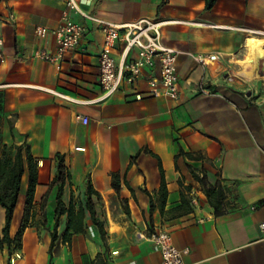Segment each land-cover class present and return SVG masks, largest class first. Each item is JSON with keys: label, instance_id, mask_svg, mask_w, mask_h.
I'll return each instance as SVG.
<instances>
[{"label": "crops", "instance_id": "1", "mask_svg": "<svg viewBox=\"0 0 264 264\" xmlns=\"http://www.w3.org/2000/svg\"><path fill=\"white\" fill-rule=\"evenodd\" d=\"M77 1L81 13L105 23L140 19L164 23L161 43L177 51L179 97L176 101L152 97L146 80L156 71L146 70L134 85H122L111 99L87 102L100 95L102 35L96 26L72 14L88 31L57 68L34 56L38 51L54 52V38H40L34 31L54 29L64 5L58 0H0V88L29 100L28 109L16 110L13 139L8 128L1 127L0 144L19 142L18 135L27 134L33 156L38 164H45L43 173L38 169L20 247L3 244L0 264H161L148 240L155 230L170 233L177 248L188 249L185 264H264V238L259 230L264 222V75L256 71L258 77L245 82L235 76L239 67L233 63L244 57L246 37L264 39V0H217L209 12L203 10V0ZM197 54H217V59L201 66L194 61ZM114 56L118 58V49ZM252 82L255 85L245 87ZM200 83L206 84L209 95L196 90ZM76 115L87 117L88 123L80 124ZM179 148L202 160L179 157L175 170ZM143 150L158 156L164 171L163 214L158 162ZM137 152L139 156L131 161ZM55 153L64 155L70 174L62 202L82 201L84 179L89 175L101 197L106 225L103 242L86 214L83 231L71 234L66 242V217L62 216L49 261L56 189L48 186L55 175ZM186 165L203 169L210 184L220 182L226 189L231 206L225 214L214 216ZM112 174L120 176L119 197L111 188ZM178 180L191 187V213L171 212L180 204ZM26 187L24 175L8 231L12 240L23 219ZM146 193L154 205L151 219ZM108 218L115 226L112 233ZM4 224L0 207V235Z\"/></svg>", "mask_w": 264, "mask_h": 264}, {"label": "built area", "instance_id": "2", "mask_svg": "<svg viewBox=\"0 0 264 264\" xmlns=\"http://www.w3.org/2000/svg\"><path fill=\"white\" fill-rule=\"evenodd\" d=\"M58 1L64 5L65 10L57 26L52 30L36 28L34 31L40 38L51 35L55 40L56 48L54 52L38 51L34 56L59 68L65 57L77 49L81 38L88 31L84 24L72 19V14L82 15L94 24L102 35L98 54L100 95L87 102L97 104L111 99L122 85H134L143 77L146 70L156 71L146 80L148 92L152 97H164L173 101L178 99L177 51L164 47L161 43L164 23L156 19H140L133 23L109 24L81 13L77 0ZM1 44L0 40V47ZM117 49L118 58L114 56ZM216 59L217 54H197L194 57V61L201 66ZM196 90L203 95L210 94L206 84L200 83ZM135 98L140 100L139 95ZM74 118L82 125L88 123V118L85 116L76 115ZM76 151L83 149L77 148ZM191 201L194 204L192 197ZM259 230L264 238V222L260 223ZM137 237L142 238L141 235ZM148 240L159 253L161 264H185L184 257L189 251L177 248L170 233L155 230Z\"/></svg>", "mask_w": 264, "mask_h": 264}, {"label": "trees", "instance_id": "3", "mask_svg": "<svg viewBox=\"0 0 264 264\" xmlns=\"http://www.w3.org/2000/svg\"><path fill=\"white\" fill-rule=\"evenodd\" d=\"M246 2L248 0H245ZM100 0L97 1V3ZM217 0H203L205 12H209ZM4 94L0 92V113L3 112L2 99ZM8 131L11 138H14V127L8 123ZM0 137H1V127H0ZM22 140L19 142H11L10 144H0V207L4 210L5 224L0 235V249L3 244L8 247L14 243L15 248L20 247V237L27 225L29 219L30 211L32 208L33 197L35 193V188L37 186L38 177V160L33 156L31 152L30 145L27 143V134L22 135ZM145 154H149L151 157L155 158L158 162V170L160 175V188L158 191V198L161 203L160 213L163 214V208L165 200L167 197L166 183L164 179V171L161 167V162L158 156L155 154L143 150ZM140 152L131 159L133 161L138 157ZM179 157H184L189 161H200L202 157L193 154L185 153L180 148L178 153L174 156V168L177 169L176 162ZM54 159L56 161L55 175L51 180L48 188L56 189L55 195V210H54V225L50 232L51 243L49 246L48 254L49 261L52 258V250L54 243L57 240V227L59 225V219L62 216L66 217V228L63 235V239L68 242L71 234H78L83 231L84 218L88 214L91 223L97 228L101 239L105 242V230L104 221L101 220L103 214L102 208L103 204L100 195L93 189L89 175H86L83 183V198L82 201H78L76 205L72 203V200L68 205L62 202L63 188L66 183L70 180V174L68 167L65 164L64 155L60 153H55ZM186 169L190 174L193 181L198 183L201 193L204 195L208 205L213 210L215 217L221 216L226 213L227 208L231 204L226 201V189L220 184V182L212 185L207 181L206 174L203 169L196 170L190 165H186ZM27 177V187L25 192V204H24V214L23 219L19 228V231L15 239L9 238V226L12 220L13 212L18 201V197L21 190V183L23 176ZM119 174L111 175V188L114 193L119 197L120 185H119ZM125 183V181H124ZM126 184V183H125ZM179 186V202L180 204L171 210L172 213L188 214L193 210V204L191 201L190 185L184 186L180 180H178ZM132 193V190L129 189ZM150 200L149 206V216L151 219V214L154 209L152 202V197L146 193ZM46 202V194L41 200V209H44ZM126 203L125 201H123ZM123 212L128 214V209L123 208ZM43 212V216H44ZM71 232V233H70Z\"/></svg>", "mask_w": 264, "mask_h": 264}, {"label": "bare ground", "instance_id": "4", "mask_svg": "<svg viewBox=\"0 0 264 264\" xmlns=\"http://www.w3.org/2000/svg\"><path fill=\"white\" fill-rule=\"evenodd\" d=\"M244 47L246 49L244 57L240 60H233V63L239 67L235 76L245 82H251L258 77L256 69L259 61L264 59V39L248 36L245 39ZM38 169L40 173H43L45 164L39 163ZM108 231L111 233L115 231V226L110 218H108Z\"/></svg>", "mask_w": 264, "mask_h": 264}, {"label": "rangeland", "instance_id": "5", "mask_svg": "<svg viewBox=\"0 0 264 264\" xmlns=\"http://www.w3.org/2000/svg\"><path fill=\"white\" fill-rule=\"evenodd\" d=\"M263 67H264V59L260 60L258 63L256 69L258 75H264L261 72ZM252 85H255V83L254 82L248 83L246 84L245 87H251ZM0 92L4 94L2 99L3 112L0 113V127L8 128V123H10L14 127L15 121L17 120L16 110L19 109V107L23 109L26 108L28 109L29 100H23L22 98L24 97L22 96V94H16L14 92L12 93L11 91L8 90V88H0ZM19 139L20 140L23 139L22 135H18L17 140ZM0 141H1V137H0ZM27 143L29 144V135L27 138ZM112 214H116V213L113 212ZM102 219L104 221V224L106 225L104 212L102 214Z\"/></svg>", "mask_w": 264, "mask_h": 264}]
</instances>
